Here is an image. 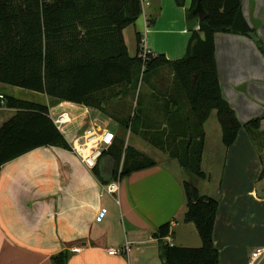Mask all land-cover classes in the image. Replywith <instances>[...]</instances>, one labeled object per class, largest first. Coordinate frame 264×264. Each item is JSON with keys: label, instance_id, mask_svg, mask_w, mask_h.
<instances>
[{"label": "crops", "instance_id": "crops-1", "mask_svg": "<svg viewBox=\"0 0 264 264\" xmlns=\"http://www.w3.org/2000/svg\"><path fill=\"white\" fill-rule=\"evenodd\" d=\"M147 1L140 18L123 32L129 55L136 56L141 34L147 52L182 59L192 31L199 29V17L189 21L186 15L192 0H181V5L176 0ZM241 10L264 43V0H242ZM214 42L221 94L242 128L227 148L217 113L210 114L204 124L206 178L191 180L201 196L218 202L213 240L219 264H248L257 249H264V55L248 36L218 33ZM166 79L167 86L172 75ZM2 89L0 85V93L8 95ZM40 96L43 102H28L47 106L51 119L61 114L72 118L64 128L68 143L91 127L108 130L119 140L134 135L124 134L118 124L130 112L129 100H113L103 113L70 102L53 104ZM15 113L1 107L0 127ZM257 118L262 119L260 129L250 134L243 125ZM125 146L144 154L136 145L125 141ZM110 148L98 163L100 176L72 151L56 147L36 149L0 168V264H52L54 256L73 247L81 251L71 253L68 264H163V244L202 247L196 226L184 221V182L189 177L178 160L166 155L158 162L144 154L156 166L113 179L119 167ZM112 182L119 183L116 195L104 192ZM167 223L169 236L157 237ZM127 243V254H108Z\"/></svg>", "mask_w": 264, "mask_h": 264}, {"label": "trees", "instance_id": "trees-1", "mask_svg": "<svg viewBox=\"0 0 264 264\" xmlns=\"http://www.w3.org/2000/svg\"><path fill=\"white\" fill-rule=\"evenodd\" d=\"M141 1L0 0V83L44 94L53 104L70 102L103 113L113 100H129L128 116L118 120L124 134L131 132L178 160L189 177L184 182V221L196 226L202 247L163 244V264H219L213 240L218 202L201 196L191 180L206 178L204 124L210 114L216 111L227 148L242 128L221 94L214 38L218 33L248 36L263 55L264 43L246 22L242 0H192L188 20L198 19L194 13L198 3L206 19L192 31L182 59L171 61L151 53L140 57L141 34H137V54L131 57L123 32L143 14ZM176 1L181 5V0ZM165 69L172 75L167 86ZM1 107L16 113L0 127V168L43 147L71 151L47 106L0 93ZM261 121L257 118L243 126L250 134L257 133ZM110 154L119 168L123 163L113 179L156 166L151 158L125 146L122 137ZM94 172L100 176L97 167ZM170 227L163 225L156 236L168 237ZM71 253L60 252L52 264H68Z\"/></svg>", "mask_w": 264, "mask_h": 264}, {"label": "built area", "instance_id": "built-area-1", "mask_svg": "<svg viewBox=\"0 0 264 264\" xmlns=\"http://www.w3.org/2000/svg\"><path fill=\"white\" fill-rule=\"evenodd\" d=\"M142 8L149 6L147 0H142ZM142 53L140 57L146 58L147 52L142 46ZM2 98V97H1ZM57 130L66 135L64 128L68 124L72 123V118L67 114H61L56 118H52ZM67 137V136H65ZM115 141V135L108 130H100L95 127L86 129L80 136H74L70 139L69 144L71 151L81 160L89 170H94L104 155V153L112 146ZM120 187L118 182H112L104 187V192L109 195H116L119 193ZM131 249L130 243H127L124 247L118 249H111L108 254L111 256L127 254ZM72 253H79L80 248H71ZM264 257V249H257L251 256L248 264H259Z\"/></svg>", "mask_w": 264, "mask_h": 264}, {"label": "rangeland", "instance_id": "rangeland-1", "mask_svg": "<svg viewBox=\"0 0 264 264\" xmlns=\"http://www.w3.org/2000/svg\"><path fill=\"white\" fill-rule=\"evenodd\" d=\"M130 52H131V54H134V52H135L134 50H132V47H130ZM164 71L165 72L163 75L166 78L171 77V72L169 69H165ZM0 85L3 88L2 89L3 92H6L8 95L16 97L20 100L34 101V102H38V103H41L44 100L43 96H40L41 95L40 93L25 90L22 88L12 87V86H8V85H4V84H0ZM123 138L126 141V143H129L131 145H136L138 148H140V150L144 154L155 159L158 162H162L167 157L166 153L152 147L151 145L146 143L144 140H142L140 137H137L135 135H130V133H128L127 135H124ZM263 159H264V154H263ZM263 179H264V177H263Z\"/></svg>", "mask_w": 264, "mask_h": 264}, {"label": "water", "instance_id": "water-1", "mask_svg": "<svg viewBox=\"0 0 264 264\" xmlns=\"http://www.w3.org/2000/svg\"><path fill=\"white\" fill-rule=\"evenodd\" d=\"M194 13L198 15L200 21H204L206 19V12L200 3H198V6L195 9Z\"/></svg>", "mask_w": 264, "mask_h": 264}]
</instances>
